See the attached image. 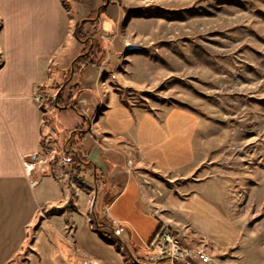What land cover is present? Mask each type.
<instances>
[{"label": "crops", "instance_id": "0c3cea01", "mask_svg": "<svg viewBox=\"0 0 264 264\" xmlns=\"http://www.w3.org/2000/svg\"><path fill=\"white\" fill-rule=\"evenodd\" d=\"M102 1L0 0V264H10L23 251L28 228L47 200L46 187L33 185L26 163L44 152V101L52 78L58 77L52 73L53 64L70 62L72 70L89 41L76 38L77 24L98 14ZM107 1L99 22L88 20L84 29L107 44L105 59L76 72V109L69 104L62 108L82 122L98 120L94 125L102 129L104 145L89 134L82 144L92 148L93 168L108 174L96 201L100 220L113 228L103 225L125 250L129 247L146 263L155 264L146 246L165 224L187 244H202L209 260L197 258L192 264H225L223 257L239 239L237 221L207 182L195 179L187 187L173 178L195 164L202 120L177 104L164 110L130 106L116 87L107 86L115 74L114 53L119 57L126 47L121 29L127 18L119 0ZM132 152L153 171L171 175V185L130 173L125 164ZM73 219V235L66 236L65 228L47 218L25 264H75V255L84 256L85 262L129 264L123 251L107 243L89 218Z\"/></svg>", "mask_w": 264, "mask_h": 264}, {"label": "rangeland", "instance_id": "374dc122", "mask_svg": "<svg viewBox=\"0 0 264 264\" xmlns=\"http://www.w3.org/2000/svg\"><path fill=\"white\" fill-rule=\"evenodd\" d=\"M119 1L127 9L121 29L126 47L119 57L113 52L115 74L107 86L116 87L130 106L164 110L177 104L199 116L203 132L197 160L185 174L172 177L187 187L195 179L207 182L237 221L239 239L223 257L225 264H264V0ZM57 64L52 73L58 77L52 78L44 101V152L27 161L34 165L33 185L46 187L47 200L17 264L26 263L47 218L65 228L66 236L73 235L77 215L99 228L92 204L108 174L95 171L89 156L88 163L76 160L74 151L92 148L78 137L72 145V136L83 123L85 136L104 145L102 129L94 125L98 120L85 125L74 112L56 108L71 68L70 62ZM77 80L76 73L63 88L65 98L74 94ZM134 155L125 164L130 173L171 185V175L153 171ZM100 223L113 231L107 221ZM117 246L125 255L122 244ZM198 246L192 247L205 253L202 244ZM85 259L72 257L75 264H87Z\"/></svg>", "mask_w": 264, "mask_h": 264}, {"label": "trees", "instance_id": "16d2710c", "mask_svg": "<svg viewBox=\"0 0 264 264\" xmlns=\"http://www.w3.org/2000/svg\"><path fill=\"white\" fill-rule=\"evenodd\" d=\"M66 0H63V2ZM107 0H103L102 1V6L100 9V13L104 12L106 10V6H104V4H106ZM122 9L127 11L126 7L124 5H122ZM88 20H92L94 24H97L100 20V18H97V12H95L93 15H91ZM85 20L83 22V24H81L82 22H79L77 24V31H76V38L80 41H86L89 40L86 45H85V49L83 51V54L86 53V51L89 49V47L91 46V43H94V47L91 51V53L87 56H82L80 55L76 60H74V68H75V73L79 70H82L85 66L88 65H97V64H101L104 59L105 56L107 54V44H105V42L102 39H99L98 37L95 36V34L91 33V32H85V26L87 24V21ZM71 77V68L69 70L68 73L65 74V83L70 79ZM63 84L60 86L62 87ZM77 86V84H76ZM67 88V86H66ZM65 89H63L60 94L58 95L57 99H56V108L58 109H62L65 105L69 104V106L73 107V109H76V95L72 94L70 97L65 98L64 94H65ZM84 124H87V121H84ZM83 124H81L79 127H77L76 131L73 132V136H72V145H74V142H76V137L81 138V141L85 138V132L82 131L83 129ZM76 152V160L79 163H88V156L90 154V149H79L74 151ZM93 167V166H92ZM97 180L99 181L100 177H99V173H97ZM101 189V186H100ZM97 219L99 220L98 214L96 213ZM99 225L101 227H99L98 229H96L97 232H99L101 234V236L103 237V239L109 243L110 245H115V247L117 248L118 251H120V248H118L117 244H123L120 239L118 238V236L113 233L112 231H110L109 229L105 228L99 220ZM30 230L31 227L28 228V236L27 239L30 237ZM34 240V239H33ZM117 243V244H116ZM26 246V245H25ZM25 248V247H24ZM23 248V250H24ZM129 247H127L126 251H125V255L127 257V261L129 262V264H151V263H146L145 261H143L141 258L137 257L132 251H130L128 249ZM21 254V253H20ZM20 254L15 255V257L13 258V260L11 261L10 264H17V258ZM87 264H98L95 261H87ZM181 264V263H178Z\"/></svg>", "mask_w": 264, "mask_h": 264}, {"label": "built area", "instance_id": "2783aa9c", "mask_svg": "<svg viewBox=\"0 0 264 264\" xmlns=\"http://www.w3.org/2000/svg\"><path fill=\"white\" fill-rule=\"evenodd\" d=\"M26 166L31 167V170L34 168L29 163ZM146 249L152 254V262L155 264H192L197 258L209 260L203 250L188 245L181 234L165 224L161 225Z\"/></svg>", "mask_w": 264, "mask_h": 264}, {"label": "water", "instance_id": "95a60500", "mask_svg": "<svg viewBox=\"0 0 264 264\" xmlns=\"http://www.w3.org/2000/svg\"><path fill=\"white\" fill-rule=\"evenodd\" d=\"M107 4H108V1H107L106 4H104V6H106ZM100 9H101V7L98 9L97 18H99V16H100ZM93 47H94V43L92 42V43H91V46L89 47V49L86 51V53L82 54V56H87V55H89V54L91 53ZM128 48H129V49H135L136 47L133 46V45H129ZM74 70H75V68H74V63H72L71 77H70V79H69V80L63 85V87L61 88V90H60L58 93H60V92L62 91V89L67 85V83H69V82L71 81V79H72V77H73V75H74ZM66 107H67V106H65V108H66ZM36 159H37V157H35V160H36ZM90 164H91V163H90ZM95 171H96V169H95ZM97 195H98V188H96V190H95V197H94L93 204H92V212H93V217H94L95 225H96L97 227H101V226L99 225V222H98V219H97V216H96V213H95V206H96V201H97Z\"/></svg>", "mask_w": 264, "mask_h": 264}]
</instances>
